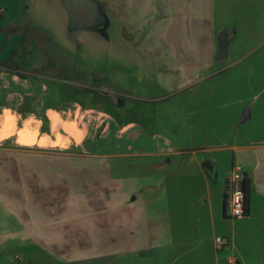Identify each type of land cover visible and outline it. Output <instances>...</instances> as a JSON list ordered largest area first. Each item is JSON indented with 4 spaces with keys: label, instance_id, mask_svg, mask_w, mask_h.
Wrapping results in <instances>:
<instances>
[{
    "label": "crops",
    "instance_id": "crops-1",
    "mask_svg": "<svg viewBox=\"0 0 264 264\" xmlns=\"http://www.w3.org/2000/svg\"><path fill=\"white\" fill-rule=\"evenodd\" d=\"M37 2L66 26L59 0ZM99 2L108 13L128 15L140 32L141 54L118 58L155 80L134 91L148 110L115 103L117 123L98 127L48 107L44 129L32 117V139L18 131L28 129L25 115L1 109L0 124L8 109L13 127L0 133V147L21 159L3 168L0 182V264H227L228 257L264 264V0ZM30 5L0 0V62L14 48V58L20 53ZM13 25L18 30L6 33ZM220 30L228 43L217 61ZM84 39L62 42L71 50L68 44ZM28 152L65 154L71 163L43 168ZM78 156L95 166L76 165ZM232 166L247 184L239 217L223 212ZM215 236L224 238L222 247Z\"/></svg>",
    "mask_w": 264,
    "mask_h": 264
},
{
    "label": "rangeland",
    "instance_id": "rangeland-1",
    "mask_svg": "<svg viewBox=\"0 0 264 264\" xmlns=\"http://www.w3.org/2000/svg\"><path fill=\"white\" fill-rule=\"evenodd\" d=\"M30 1L26 15L27 36L20 53L13 59L26 77L15 76L10 70L0 68V111L7 107L12 112L25 115L23 120H27L28 129L25 132L18 130L20 134L35 139L37 121L32 117H39L41 126L45 127L42 115L48 107L61 114L62 119H75L77 123L84 119L93 120L98 127L101 122L104 125L106 120L117 123V99L124 104L118 108L125 111L130 110L133 104L132 109L137 113L144 114L148 110L146 103L135 98L138 94L134 91L140 92L145 86L152 88L156 85L155 80L149 76L141 77L137 63L118 58L119 55L139 56L142 51L137 44L139 39L134 38L140 32L138 28L133 30L134 24L128 15L101 14L107 35L101 39L98 33L92 31L69 32L55 14L39 8L37 0ZM77 34L84 36V44L70 43L67 46L72 49L69 50L62 40L74 38ZM85 87L96 90V93L85 91ZM91 105L102 106V112L95 108L89 109ZM2 111L0 133H6L12 130L13 125L11 118L5 117L9 110ZM57 113L53 112L54 118ZM15 136V139H19L17 133ZM4 148L0 147V182H3V168L18 167L21 159L19 151ZM28 153L29 160L32 163L41 162L43 168H67V164L71 163L65 154ZM75 164L95 166L83 156L75 157ZM45 261L41 260L37 264H47Z\"/></svg>",
    "mask_w": 264,
    "mask_h": 264
},
{
    "label": "water",
    "instance_id": "water-1",
    "mask_svg": "<svg viewBox=\"0 0 264 264\" xmlns=\"http://www.w3.org/2000/svg\"><path fill=\"white\" fill-rule=\"evenodd\" d=\"M67 17L66 28L69 32L92 31L105 38L106 29L101 14L108 13L104 10L99 0H59ZM114 14V13H110ZM113 16H116L114 14ZM97 36V35H96ZM228 37L225 30H220L217 35V52L215 59L223 60L226 54ZM122 105L120 99L116 106Z\"/></svg>",
    "mask_w": 264,
    "mask_h": 264
},
{
    "label": "built area",
    "instance_id": "built-area-1",
    "mask_svg": "<svg viewBox=\"0 0 264 264\" xmlns=\"http://www.w3.org/2000/svg\"><path fill=\"white\" fill-rule=\"evenodd\" d=\"M244 179V173L236 166H232L227 171L223 205V212L225 216L239 217L245 213V195L243 191ZM214 244L217 248H220L225 244V240L220 236H215ZM226 262L227 264H237V261L231 257H228Z\"/></svg>",
    "mask_w": 264,
    "mask_h": 264
},
{
    "label": "trees",
    "instance_id": "trees-1",
    "mask_svg": "<svg viewBox=\"0 0 264 264\" xmlns=\"http://www.w3.org/2000/svg\"><path fill=\"white\" fill-rule=\"evenodd\" d=\"M4 29H5L6 33H11V32L18 30L17 26H14V25L13 26H5ZM25 39H26V34L24 31H22L21 32V38L19 41V48H21L24 45ZM17 52H18V48H14L11 51V53L9 54V56L7 57V59L0 62V67L10 70L13 75H16L19 77H26V74L22 71V69H20L19 65L13 61L14 56L17 54ZM84 90L96 93V90H93L92 88H89V87H85ZM43 122L46 123L45 118H43ZM43 129H44V127H43ZM246 188H247V184H246V180L244 179L243 191H244V195H245V200L247 199V189Z\"/></svg>",
    "mask_w": 264,
    "mask_h": 264
}]
</instances>
